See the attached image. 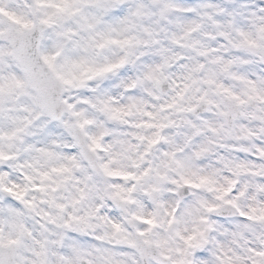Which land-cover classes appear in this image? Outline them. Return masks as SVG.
<instances>
[{
	"label": "clouds",
	"instance_id": "9594fccd",
	"mask_svg": "<svg viewBox=\"0 0 264 264\" xmlns=\"http://www.w3.org/2000/svg\"><path fill=\"white\" fill-rule=\"evenodd\" d=\"M0 264H264V0H0Z\"/></svg>",
	"mask_w": 264,
	"mask_h": 264
}]
</instances>
